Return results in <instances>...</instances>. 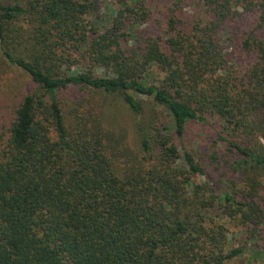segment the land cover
I'll use <instances>...</instances> for the list:
<instances>
[{
    "label": "trees",
    "instance_id": "16d2710c",
    "mask_svg": "<svg viewBox=\"0 0 264 264\" xmlns=\"http://www.w3.org/2000/svg\"><path fill=\"white\" fill-rule=\"evenodd\" d=\"M101 1L0 0L2 55L34 82L1 153L0 264H228L231 226L264 231V0H197L188 28L171 9L165 35L147 1L111 0L109 20ZM212 118L238 155L222 185L217 153L176 142Z\"/></svg>",
    "mask_w": 264,
    "mask_h": 264
},
{
    "label": "rangeland",
    "instance_id": "374dc122",
    "mask_svg": "<svg viewBox=\"0 0 264 264\" xmlns=\"http://www.w3.org/2000/svg\"><path fill=\"white\" fill-rule=\"evenodd\" d=\"M153 10V18L147 24L151 31L154 33H162L167 27L166 18L170 14L171 9H178L176 12L181 26L188 28L189 24L199 18L202 13L199 12L197 0H188L185 4L181 0H145ZM111 0L100 2V10L97 15L106 20L110 19L111 15ZM183 5V6H182ZM182 6V7H181ZM165 23L162 22V15H165ZM193 20V21H192ZM162 25V26H161ZM253 29V25L249 22L238 27V35L241 39L247 36L246 31ZM235 44L230 47V58L240 66L250 64L252 58L242 47V42L239 39H234ZM233 43V40H232ZM235 48V49H234ZM34 88V82L31 76L21 67L8 63L0 50V159L2 149L5 148L6 142L10 134V127L16 116V110L19 107L21 100L25 95L31 92ZM79 95L78 89H63L60 92V97L63 100L67 98H75ZM118 101L116 100L115 103ZM116 104L115 111L117 116L126 123L131 125L130 111L120 102ZM133 122V121H132ZM220 126L213 118L207 123H194L188 126L184 137H177L176 142L180 147L182 153L185 149H192L197 155L201 156V161L208 164L210 154L217 153L219 162L208 166L207 175L211 176L214 180L217 179L219 184H223L227 177L234 176L232 163L238 158L234 152L229 153L226 149V144L219 141ZM264 142V140H263ZM224 156V157H223ZM229 159V163L225 161ZM219 163V164H218ZM226 164V166H225ZM207 175L201 176L200 180H207ZM223 175L225 178H223ZM264 228V227H263ZM230 238L232 239L231 247L244 246V252L231 260L228 264H264V231L261 236H257L255 241L246 240L241 230L231 226Z\"/></svg>",
    "mask_w": 264,
    "mask_h": 264
}]
</instances>
